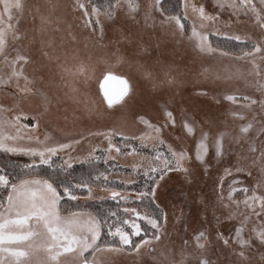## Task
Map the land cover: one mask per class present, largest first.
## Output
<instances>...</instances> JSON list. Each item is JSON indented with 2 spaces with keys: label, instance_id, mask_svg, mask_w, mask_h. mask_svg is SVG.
<instances>
[{
  "label": "rangeland",
  "instance_id": "1",
  "mask_svg": "<svg viewBox=\"0 0 264 264\" xmlns=\"http://www.w3.org/2000/svg\"><path fill=\"white\" fill-rule=\"evenodd\" d=\"M177 1L179 5L184 2L204 4L208 13L218 15V20L205 21L202 28L190 8L187 9V14L182 7L179 13H169L163 6V0H159V6L157 0H133L140 6L135 20L127 14L125 0H121L122 7L115 9L116 14L112 20L102 10L92 12V5H96L98 9H106L110 1L104 3L100 0H21L23 9H12L11 21L8 20V14H4L5 24L11 23L19 36L16 40L9 36L8 58L11 60L18 54L28 57L27 62L18 61L16 65V70L23 73L18 81L19 86H25V76L29 80H35L36 86L41 87L42 91L53 99L54 112H59L58 117L41 125L36 134L43 139L47 133L62 143L73 139L80 140V143L74 144L71 149L53 156L52 161H58L60 167L65 161L71 165L78 164L85 162L84 157L96 149L95 155L101 156L100 161L110 165L108 171H105L108 180L122 184L108 188H116L122 195L126 192L130 197L127 202L117 199L121 204L123 216L111 219L101 217L86 207L66 209L64 199L70 197L59 191L61 214L82 212L96 216L103 224L102 239L110 226L112 231L119 227L131 232V224L125 225V220L141 226L140 237L132 236V239H136L133 240L134 243L145 237L144 229H147L146 239L149 243L142 245L138 252L132 251L129 246H120V251L105 250L97 256L100 264H171L172 261L180 259L181 251L198 254L196 237L200 231L205 233V239L199 241L206 244L204 255L210 258L213 264H239L237 253L242 249L234 239L237 227L243 229L244 239L252 241L251 248L245 247L243 251L252 264H259L264 256V248L260 247L259 240L252 230L264 227V212L261 211L260 201L253 202V190L256 197L264 196V186L258 185L261 173L255 167L249 169L251 175L248 171L237 173L233 165L238 158L250 155V144H254L258 149L256 155H259V149L264 147V135L258 131L264 123V109H261L259 103H250V100L264 99L255 86L257 81L264 82V60L260 58V54H254L257 66L254 67L252 57L241 54L249 52L252 41H264V36L250 12L245 15L243 11L234 12L231 8L214 11L218 0ZM111 2L115 3V0ZM235 2L240 3V0ZM252 2L259 7V0ZM80 4H83L84 8H80ZM0 13H3V3H0ZM175 15L181 17V23L184 25L182 36L179 35L180 29L175 26L174 21L164 22L166 18ZM41 16L50 21L43 36L39 31ZM97 20L99 24L96 23ZM101 28L104 30L103 40L99 39ZM193 28L197 32L209 34L208 42L212 52L199 51L196 47L197 38L192 35ZM123 32H129L133 38H143L147 42V54L135 62L116 64L109 61L108 57L117 47L123 48L128 44L120 35ZM235 36H239L243 42H248L239 51L226 50L214 38ZM117 40H120V45L116 44ZM161 53L164 54L163 57ZM165 62H174L184 73L181 77L182 83L178 86L162 82L164 77L159 65ZM109 66L112 67V73L122 75L136 84L138 109L145 114V119L154 125L161 126L165 123L161 101L175 96V103H171L169 110L177 106L187 110L189 116L196 120L198 128H203L209 133V155L205 159L214 156L213 140L216 135L224 133L225 147L231 145L222 162L212 159L207 169L203 166L190 167L187 177L183 172H169L164 181H161L163 186L157 188L156 202L167 213L168 219L167 223L163 224L159 241L151 239L154 230L145 220L125 212L126 208H135L141 216L151 212L147 204L141 203L135 197L138 190H144L147 182L144 170L155 157L152 147L155 141L146 140L148 146L141 149L139 155H125L124 153H131V148H125L122 136L113 135L112 143L121 148V153H117L115 148L110 155L106 152L109 129H118L126 136L139 137L141 131L151 134V129L143 124H133L130 119H119V112L108 115L104 111L106 104L101 103L103 98L98 84ZM81 68L84 70L80 71ZM205 70L207 75H201ZM10 71L4 58L0 56V74ZM257 71L260 72L259 76L254 74ZM147 72L151 73V78L146 75ZM16 85V81L9 86L0 85V105L5 108L11 105L12 93L18 92ZM205 92L207 95L202 94ZM227 96H233L235 99L228 100ZM245 97L250 100L244 99ZM56 101H59L58 105ZM38 103V98L32 97L9 115L19 114L20 122L28 123L35 115ZM85 105L92 111H87ZM174 114L177 116L175 131L171 130V126L162 130L161 138L165 144L160 146L159 151L166 154L168 144L174 147L179 145L194 159L195 141L192 137L181 136L180 116L179 113ZM249 123L253 127L247 133H241L240 129ZM81 135L83 140L80 139ZM196 135L198 138V133ZM178 136L180 139H177ZM129 143L140 149L138 139ZM8 154L25 156L32 163L29 156ZM133 164L138 166L136 170H133ZM225 169L229 171L226 172ZM104 187L93 185L91 197L86 189L85 193L75 194L78 197L76 201L92 202L111 198L110 192L105 191ZM244 189L248 191L245 192ZM217 234L229 239V245L225 246L222 240H218ZM115 238L119 241L118 237ZM29 243H32L33 248L28 247ZM44 244L45 238L41 236L20 244L5 242L4 247L28 251V257H21L24 264H53L48 261ZM0 255L5 262L11 259L8 252ZM58 261L59 264H77L71 253H62ZM188 264H191L190 258Z\"/></svg>",
  "mask_w": 264,
  "mask_h": 264
},
{
  "label": "snow or ice",
  "instance_id": "2",
  "mask_svg": "<svg viewBox=\"0 0 264 264\" xmlns=\"http://www.w3.org/2000/svg\"><path fill=\"white\" fill-rule=\"evenodd\" d=\"M3 3V13H0V56L4 58V62L11 69L10 73L0 74V85L9 86L13 81L17 82V91L12 93V103L9 107L5 108L0 105V151L6 153H19L32 158L31 164H25L19 173L13 174L5 169H0V254L8 252L10 260L5 262L2 255H0V264H24L21 257H28L29 252L20 250L19 248H5V242L9 244H20L22 242H30L34 238L43 236L45 238L44 249L48 254V261L53 264H59L58 257L62 253H71L76 258L77 264H100L97 259L99 253L107 251H120V246H129L134 252H138L142 245L149 243L146 239L147 229L145 231V237L141 238L138 243H134L132 236L140 237L141 226L135 222L128 220L123 221L125 225L131 224V232L117 227L115 231H112V226L109 227L107 235L102 239L103 224L100 219L90 213L72 212L69 215H62L59 207L61 200V193L57 188V180L51 176L48 178H36L32 175V169L39 165H48L52 167V157L57 156L61 151L71 149L74 144H79L80 140H70L68 143H62L56 140L54 137L45 133L44 138L41 139L37 133V129L54 117L59 116L58 110L54 112L53 99L46 95L41 87L36 86L35 80H29L28 77H24L25 86H19V78L23 75L22 71L16 70L18 61L27 62L28 57L22 55H16L13 59L9 60L7 53L8 38L11 36L13 40L19 39L17 31L13 28L11 23L5 24L4 14H8V20L11 21V10L23 9L21 0H0ZM127 4V14L136 19V15L139 11V4L134 3L133 0H125ZM121 0H115L112 3L111 0L108 3L106 9H98L96 5H92V12L104 11V14L112 20L115 13V9L122 7ZM157 6H159V0H157ZM80 8H84L83 4L79 5ZM180 7L185 9H191V13L200 21V25L203 28L205 21L215 22L218 20V15H213L206 11L204 4H188L182 3ZM231 8L234 12L243 11L245 15L249 12L255 17L259 28L262 30V36H264V0H259V7L252 2V0H240V3H236L235 0H218L216 9ZM186 18V16H185ZM41 27L39 29L41 36L44 35L47 25L50 23L47 17L41 16ZM175 23V26L180 29L179 35H183L184 25L181 23V17L175 15L166 18L165 23ZM99 24V20L96 21ZM113 23L115 21L113 20ZM122 38L128 41V44L123 48L117 47L114 50L108 60L115 62L116 64L125 62H135L147 54V44L143 38H133L129 32H123L120 34ZM192 35L197 38L196 47L201 53L212 52L211 44L208 42V33L197 32L193 28ZM104 30L100 29L99 39L103 40ZM229 40L241 41L239 36L228 37ZM246 43V42H245ZM117 45H120V40L116 41ZM150 47V45H148ZM228 55V53H223ZM244 56H251L254 67L256 56L254 54H260V58L264 60V41L251 42V48L249 52L241 53ZM48 55V53H45ZM164 54L161 53V57ZM163 74V83H167L170 86H178L182 83L181 77L183 72L175 65V63H162L159 65ZM23 65H21V68ZM83 71L84 69H79ZM104 80H117L120 87L116 91H111L107 88L103 90L102 104L106 103L104 111L108 115H113L117 112L120 113L119 119L125 121L131 120L133 124L139 123L151 129V134L141 131L139 137L132 135L126 136L118 129H109L107 133L108 148L107 154L110 155L113 148L117 153H121V148L116 147L111 140V136H122L125 148H131V153H124L125 155H139L141 149L146 148L148 145L146 140L155 141L152 145L155 151V157L151 159V162L145 166L144 176L147 178V182L144 185V190H138L136 193V199L143 203L148 200V207L152 210L149 213H145L143 216L136 211L135 208L125 209L126 213L134 214L137 219H142L147 222L153 229L152 240L159 241L161 239V229L163 224L167 223L168 215L157 203V188L162 187L161 181H164L165 176L169 172H183L185 176L189 174L190 167H207L211 165L212 159H216L218 162L223 161V157L229 153L231 145L225 147L224 140L225 134L220 133L214 137V156L210 159H205L209 155V133L204 131L203 128H198L196 120L190 117L188 111L179 108L169 110L171 103H175V96L170 97L168 100L161 101V110L165 117V123L161 126H157L151 123L150 120L145 119V114L138 109L137 86L132 83L130 79H126L123 76H114L112 74V67L109 66L105 69ZM259 76L260 72L254 73ZM146 75L151 78V73L147 72ZM201 75H207L205 70ZM32 86L29 87L28 85ZM257 91L260 92L261 97H264V82H256ZM207 95V93H202ZM32 97H37L39 103L36 107V113L32 116V119L28 123L20 122V115H9L19 109L21 105L28 101ZM226 99L234 100L235 97L227 96ZM244 99L250 100L249 97ZM57 105L59 101L55 102ZM252 105L259 103L261 109H264V99L250 100ZM115 106V107H114ZM87 111H92L88 105H85ZM174 113H179L180 116V133L181 136L192 137L195 141V158L193 159L187 151L180 148L179 145L175 147L172 144L167 145V153L159 151L160 146L165 144L164 139L161 138L162 130L171 126V130L175 131L177 126V116ZM25 119L27 116L25 114ZM32 121H35L33 123ZM253 125L251 123L243 126L241 133H247ZM261 135H264V123L258 129ZM196 133H198V138ZM91 135V133H89ZM97 135H105L104 133H97ZM81 135V140H83ZM140 141V149L133 146L129 141ZM180 139V136L177 137ZM27 141V143H22ZM96 149H93L84 157V161L90 166H94V161H99L101 156L95 155ZM258 149L254 144H250L248 147L249 156L240 157L233 167L237 173L248 171L251 175L250 168H258L261 176L258 182L259 186H264V147L259 149V155H256ZM104 155V153H102ZM38 158V161H37ZM70 159H74L70 157ZM148 159V158H145ZM231 160V157H229ZM159 162V163H158ZM198 162V163H197ZM155 165V166H153ZM71 163L65 161L61 165V168H71ZM133 170L137 169V165H132ZM228 172V169H225ZM97 181H100L105 185L104 190L110 192L111 198L120 201L127 202L130 197L125 192L123 195L116 188H108L107 184L108 176L105 172H98L95 176L89 174L87 178H81L79 182L75 184H64L63 193L70 197L71 200H78L76 195L71 192L72 188L80 190L87 189L88 195H93V185ZM61 184L64 182L61 181ZM131 183V181H129ZM166 183V181H165ZM98 186V185H97ZM245 192L248 189H244ZM231 196V193H229ZM260 201L261 211L264 212V196L256 197L255 190H253V202ZM67 211V210H65ZM112 216H116L115 212L111 213ZM163 222V223H162ZM243 229L237 227L235 229V240L240 245L241 251L237 253L240 258L239 264H252L249 257L246 256L243 249L245 247L251 248L252 241L246 240L242 237ZM256 234V239L259 240L261 248H264V227L259 230L253 229ZM108 236L118 237V245L115 239L108 240ZM198 254L180 252V259L174 260L171 264H188L189 258L191 264H213L210 258L204 255L206 250V244L199 241L205 239V233L200 231L196 237ZM217 239L222 240L225 246L229 245V239L223 238L221 234H217ZM187 242L185 241V244ZM29 248H33L32 243L28 244ZM87 254V255H86ZM91 257V258H90ZM259 264H264V256H262Z\"/></svg>",
  "mask_w": 264,
  "mask_h": 264
},
{
  "label": "trees",
  "instance_id": "3",
  "mask_svg": "<svg viewBox=\"0 0 264 264\" xmlns=\"http://www.w3.org/2000/svg\"><path fill=\"white\" fill-rule=\"evenodd\" d=\"M101 2H109L110 0H100ZM163 6L165 10L169 13H179L180 5L179 1L175 0H163ZM219 42L221 47L225 48L229 51H239L242 46H246L248 42L229 40L226 37H214ZM25 164H31V161L25 157L20 155H11L6 152L0 151V169H5L8 172H12L13 174L19 173L20 170L24 167ZM110 165L105 164L103 162L94 161V166H90L87 162H81L78 164H74L71 168H61L59 166V162L53 160L52 167H48V165H39L32 169L33 176H39L41 178H48L49 176L55 178L57 180V188L61 193L63 192L64 184H75L79 182L81 178H87L89 174L95 176L98 172L108 171ZM64 183L61 184L60 182ZM109 183L107 187L111 186H122L121 183L113 180H108ZM105 186L100 181H97L94 186ZM138 186L140 184H137ZM86 189L80 190L77 188H72V194L85 193ZM67 208L66 209H74L80 207H86L94 212H97L101 217H107L111 219H119L123 216V212H121L120 203L117 200H113L111 198L102 199L100 201H92V202H78L76 200H71L70 198H65ZM145 204L148 205V200L144 201ZM151 208V207H149ZM152 210V208H151ZM115 212L117 215L112 216L111 213ZM106 232V230H105ZM107 234L103 235L104 237ZM108 240L115 239L118 243L117 238L108 236ZM132 240H136L133 238Z\"/></svg>",
  "mask_w": 264,
  "mask_h": 264
},
{
  "label": "water",
  "instance_id": "4",
  "mask_svg": "<svg viewBox=\"0 0 264 264\" xmlns=\"http://www.w3.org/2000/svg\"><path fill=\"white\" fill-rule=\"evenodd\" d=\"M112 74L114 76H117V77L122 76V75H119V74H114V73H112ZM119 87H120V85H119L117 80L105 81L104 80V76L100 79L99 84H98L99 92H100V95L102 96V98H103V90L105 88H107V89H109L111 91H116V90L119 89Z\"/></svg>",
  "mask_w": 264,
  "mask_h": 264
},
{
  "label": "bare ground",
  "instance_id": "5",
  "mask_svg": "<svg viewBox=\"0 0 264 264\" xmlns=\"http://www.w3.org/2000/svg\"><path fill=\"white\" fill-rule=\"evenodd\" d=\"M143 83L146 85V82L145 81H143Z\"/></svg>",
  "mask_w": 264,
  "mask_h": 264
}]
</instances>
